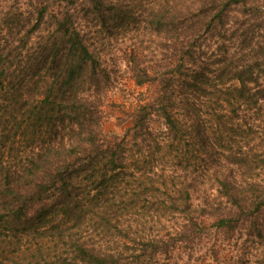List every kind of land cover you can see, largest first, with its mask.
Wrapping results in <instances>:
<instances>
[{"label":"trees","instance_id":"obj_1","mask_svg":"<svg viewBox=\"0 0 264 264\" xmlns=\"http://www.w3.org/2000/svg\"><path fill=\"white\" fill-rule=\"evenodd\" d=\"M8 2L0 0V264H126L115 249L73 236L72 225L116 220L123 180L138 183V197L154 154L177 140L204 156L170 178L185 235L246 229L261 239L264 180L239 179L245 145L220 153L207 124L225 127L228 142L264 144V0H155L138 14L130 0ZM140 18L151 37L124 61L157 92L124 135H108L102 109L115 72L91 29ZM154 48L166 56L148 66ZM259 158L248 172H264V147Z\"/></svg>","mask_w":264,"mask_h":264},{"label":"rangeland","instance_id":"obj_2","mask_svg":"<svg viewBox=\"0 0 264 264\" xmlns=\"http://www.w3.org/2000/svg\"><path fill=\"white\" fill-rule=\"evenodd\" d=\"M7 1L15 9V0ZM154 1L130 0V3L138 14L140 9L144 11L145 7ZM22 11L28 14L30 10L23 6ZM143 21L144 18H140L137 23L130 26L112 23L111 31L107 33H101L93 27L91 29L99 49H102V53L107 57V66L115 72L113 76L115 82L102 109V128L108 135H124L132 127L133 111L145 105L157 92L156 85L152 83L138 85L124 61L128 58L126 55L137 49V39L151 37L149 32L144 31ZM153 50L155 54L150 49L144 54L146 57L144 62L148 66H152L153 58L158 56L162 59L163 55L166 56L165 51L161 52L158 48ZM151 119L152 129L163 135L165 131L163 120L157 116ZM207 125L208 132L219 142L216 143L217 147H220L219 145L223 147L219 149L220 153L231 147L235 149L245 145L243 150L248 158L242 155L237 158L241 163L239 179L246 181L251 176L257 181L264 180L261 168L248 172V164L252 166L253 163L261 161L259 154L261 155L264 147L261 141L248 144L246 139L238 137L234 143L228 142L224 133L225 127L220 128L216 123ZM179 142L178 140L173 142V146L166 153L154 154V158L150 160L154 169L147 170L150 171L147 176L151 179L144 180L150 184L138 190L141 192L138 197L131 195V187L136 189L138 183L135 184L134 180L129 178L123 180L121 188L124 189L118 193V197L119 195L123 197L118 200L119 212L116 220L106 223V220L100 217H87L82 222H74L72 225L74 229L70 233L73 236L93 239L99 245L115 249L126 259L124 262L126 264H264V230L261 239L259 236L254 238L246 229L226 235L215 233L214 229L205 235H196L194 232L185 235L188 234L187 228L190 225L188 215L174 205V199H177L178 195L170 183V178L178 177L182 173L181 162L183 166L190 162L188 165H191L189 168L191 173L194 166L202 162L204 156L193 153L191 147L182 141ZM203 180L200 179L199 182Z\"/></svg>","mask_w":264,"mask_h":264}]
</instances>
